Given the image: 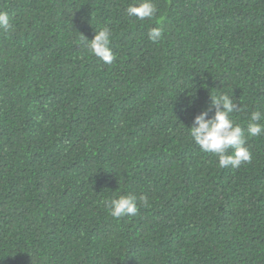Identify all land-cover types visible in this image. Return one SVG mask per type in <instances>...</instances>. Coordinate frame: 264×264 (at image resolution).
I'll return each mask as SVG.
<instances>
[{
	"label": "trees",
	"instance_id": "1",
	"mask_svg": "<svg viewBox=\"0 0 264 264\" xmlns=\"http://www.w3.org/2000/svg\"><path fill=\"white\" fill-rule=\"evenodd\" d=\"M135 3L0 0V264H264V133L221 169L187 128L210 95L246 136L264 114V0ZM105 26L111 65L81 40ZM128 194L138 213L113 218Z\"/></svg>",
	"mask_w": 264,
	"mask_h": 264
},
{
	"label": "clouds",
	"instance_id": "2",
	"mask_svg": "<svg viewBox=\"0 0 264 264\" xmlns=\"http://www.w3.org/2000/svg\"><path fill=\"white\" fill-rule=\"evenodd\" d=\"M157 12L153 0H137L130 4L126 13L129 17L139 20H151ZM0 30L8 32L12 30L10 17L5 12H0ZM112 31L103 27L95 31L91 39L81 36L82 43L88 51L99 58L104 64L111 65L116 57L110 47ZM163 38V29L159 26L152 27L148 31V39L153 43ZM241 103L238 104L233 96L228 94L210 95L208 108L201 110L193 117L192 125L187 127L191 139L205 153H211L218 158V166L221 169H238L242 164L250 163L251 152L247 147L248 137H257L264 133V114L259 110L250 113L247 123V136L245 129L232 119V114L242 111ZM209 112L212 115L209 116ZM141 201L145 197L139 198ZM104 205L109 214L116 219L125 216H135L138 213L137 197L132 194L120 195L107 199Z\"/></svg>",
	"mask_w": 264,
	"mask_h": 264
}]
</instances>
